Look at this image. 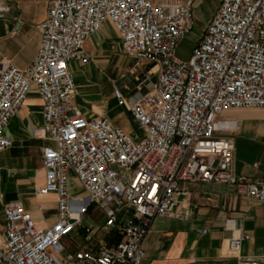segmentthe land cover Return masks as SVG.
<instances>
[{
    "label": "built area",
    "instance_id": "obj_1",
    "mask_svg": "<svg viewBox=\"0 0 264 264\" xmlns=\"http://www.w3.org/2000/svg\"><path fill=\"white\" fill-rule=\"evenodd\" d=\"M194 2L50 0L37 24L40 43L31 63H0V153L11 146L3 130L34 89L42 123L33 134L47 142L35 194L55 198V219L47 227L20 202L2 205L0 264H141L149 225L175 215L181 182L229 184L264 204V180L236 176L234 142L217 134L230 129L218 125L222 113L264 110V0H220L181 59L175 48L193 28ZM7 11L0 3V19ZM105 22L117 32L130 69L142 71L128 100L142 131L136 140L104 116L84 117L72 103L68 63L87 61L83 43ZM114 95L125 100L117 89ZM72 181L77 184L70 192ZM91 207L103 222L87 229L69 254L61 240L81 227ZM248 238L231 235L227 252L238 264H262L264 249L261 259L240 254Z\"/></svg>",
    "mask_w": 264,
    "mask_h": 264
},
{
    "label": "crops",
    "instance_id": "obj_2",
    "mask_svg": "<svg viewBox=\"0 0 264 264\" xmlns=\"http://www.w3.org/2000/svg\"><path fill=\"white\" fill-rule=\"evenodd\" d=\"M49 1L0 0L8 7L0 19V63L19 68L31 63L40 43L37 24L44 19ZM219 1L214 0V10ZM83 50L86 62L68 63L75 85L72 103L84 117L104 116L133 139L140 138L142 131L129 113L128 100L142 71L130 69L131 60L121 52L119 36L111 23L105 22L87 38ZM115 89L125 97L123 102L115 97ZM41 110V100L32 89L3 130L11 146L0 153V232L4 226L2 205L10 201L20 202L41 227L55 219L54 195L35 194L43 182L40 149L47 143L32 133L42 123ZM219 119L235 123L233 128L217 133L234 142L233 173L249 180H264V110L226 111ZM75 186L72 181L70 192ZM174 213L151 221L142 242L141 264H238L227 252L226 243L240 232L249 236L242 241L240 254L262 258L264 204L238 195L232 185L181 182Z\"/></svg>",
    "mask_w": 264,
    "mask_h": 264
},
{
    "label": "rangeland",
    "instance_id": "obj_3",
    "mask_svg": "<svg viewBox=\"0 0 264 264\" xmlns=\"http://www.w3.org/2000/svg\"><path fill=\"white\" fill-rule=\"evenodd\" d=\"M213 2L214 0H202L201 2H196L193 4V28L177 43L175 48V55L177 57L181 59H185L188 57L191 48L199 40L200 34L203 31L206 21L215 11L213 7ZM147 68L154 71L155 66L149 65ZM252 109L263 110L259 108H240L230 109L227 112L231 111V113H240ZM74 183L77 184L75 181ZM102 222L103 215L101 214V212H99L94 207H91L84 216L81 227L73 231L70 235H67L65 238H63L61 240V245L67 253H73L77 249L78 245L81 243L83 235L86 233L87 229H90L91 232H93L98 229ZM95 234L97 235L98 233Z\"/></svg>",
    "mask_w": 264,
    "mask_h": 264
},
{
    "label": "bare ground",
    "instance_id": "obj_4",
    "mask_svg": "<svg viewBox=\"0 0 264 264\" xmlns=\"http://www.w3.org/2000/svg\"><path fill=\"white\" fill-rule=\"evenodd\" d=\"M218 125H220V126H228V127H230V128H233L234 127V125H235V123H234V121H224V120H220L219 122H218Z\"/></svg>",
    "mask_w": 264,
    "mask_h": 264
}]
</instances>
